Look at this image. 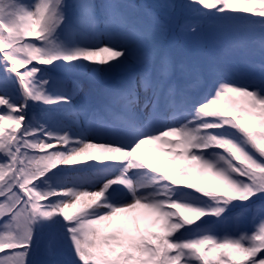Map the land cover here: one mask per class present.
Wrapping results in <instances>:
<instances>
[{"label":"snow or ice","instance_id":"1","mask_svg":"<svg viewBox=\"0 0 264 264\" xmlns=\"http://www.w3.org/2000/svg\"><path fill=\"white\" fill-rule=\"evenodd\" d=\"M258 206L264 0H0V264H264Z\"/></svg>","mask_w":264,"mask_h":264},{"label":"rangeland","instance_id":"2","mask_svg":"<svg viewBox=\"0 0 264 264\" xmlns=\"http://www.w3.org/2000/svg\"><path fill=\"white\" fill-rule=\"evenodd\" d=\"M168 2V0H136V4L142 5H159L162 3ZM176 2H179L176 0ZM153 12L159 16L161 21L167 26V30L163 36V46L164 50L172 55L175 59H184L188 57H195L203 55L209 51V43L207 38V24L204 25L205 33L201 35H192L187 32H183L179 28V23L182 22V18L178 19L172 17L171 13L167 9L155 7L152 9ZM192 19H200L194 13L190 14ZM61 79L67 80L68 77L61 76ZM88 85L85 84V91H87ZM37 117L40 116V110L36 111ZM151 147V146H146ZM153 155L154 153H149ZM73 211V210H70ZM246 214H251L249 217ZM264 214V207L258 206L253 212L243 211L241 209L233 210L223 225L218 229L221 235L228 234L237 231L241 228H247L252 226L253 218H259ZM48 233L43 236L41 240V254H43L49 243ZM38 258H42V255Z\"/></svg>","mask_w":264,"mask_h":264},{"label":"trees","instance_id":"3","mask_svg":"<svg viewBox=\"0 0 264 264\" xmlns=\"http://www.w3.org/2000/svg\"><path fill=\"white\" fill-rule=\"evenodd\" d=\"M179 2H182V0H178ZM131 2L136 3V0H131ZM153 11V10H152ZM74 211V210H73ZM251 214H246L247 217H249ZM47 232H45L44 235H46Z\"/></svg>","mask_w":264,"mask_h":264}]
</instances>
